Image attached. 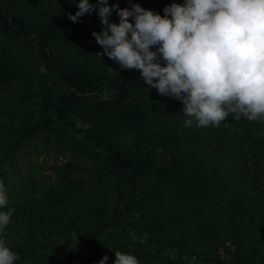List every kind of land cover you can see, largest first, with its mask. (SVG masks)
I'll use <instances>...</instances> for the list:
<instances>
[{
	"label": "trees",
	"instance_id": "1",
	"mask_svg": "<svg viewBox=\"0 0 264 264\" xmlns=\"http://www.w3.org/2000/svg\"><path fill=\"white\" fill-rule=\"evenodd\" d=\"M78 2L0 0V211L14 210L0 238L19 255L14 264H99L105 255L114 264V251L140 264H264V122L229 115L219 127H185L191 137L184 126L168 132L158 119L173 106L156 104L140 71L104 60L99 47L100 62L72 52L68 14ZM184 2L108 0L161 16ZM81 17L102 30L97 11ZM110 18L119 22L115 10ZM37 140L83 164L55 163L53 184L25 193L11 175ZM82 167L97 181L89 191ZM56 236L73 249L44 250Z\"/></svg>",
	"mask_w": 264,
	"mask_h": 264
},
{
	"label": "clouds",
	"instance_id": "2",
	"mask_svg": "<svg viewBox=\"0 0 264 264\" xmlns=\"http://www.w3.org/2000/svg\"><path fill=\"white\" fill-rule=\"evenodd\" d=\"M76 6L68 14L72 22L98 12L103 27L92 36L104 49L100 55L140 71L150 88L181 101L186 127H219L229 115L264 122V0H185L165 7L163 16L135 3L120 8L79 0ZM113 10L118 23L109 21ZM7 205L0 181V209ZM13 211H0V236ZM114 252V264H140L134 255ZM19 258L0 238V264Z\"/></svg>",
	"mask_w": 264,
	"mask_h": 264
},
{
	"label": "rangeland",
	"instance_id": "3",
	"mask_svg": "<svg viewBox=\"0 0 264 264\" xmlns=\"http://www.w3.org/2000/svg\"><path fill=\"white\" fill-rule=\"evenodd\" d=\"M110 22L116 23L113 19H109ZM70 28L72 29V33L76 37L75 47L72 48V52L74 54L82 53V57L92 56V59L100 62L103 59H99L96 56V48L100 54L103 53L101 46L96 42L95 38L92 36V27L91 22L85 20L83 17H80L77 22H72L70 20ZM94 45H93V44ZM104 60L106 59L105 55H101ZM41 68L43 65H39ZM150 92H153L155 95L157 94L159 97V101L157 99L156 104H161L163 101L168 102V106H173V109L169 110V116H160L158 122L160 124L164 123L167 131L178 132V130H182L184 126V132L188 137L193 135V132L189 129L185 128L184 121L187 117L182 112V107L177 103L174 97L163 96L158 93L155 88L147 87ZM4 106L0 101V133L2 132V121L6 118V113L4 112ZM164 109H160L159 113H161ZM155 118L158 115H154ZM162 119V121L160 120ZM183 133V132H182ZM187 136H183L184 138H188ZM203 141L207 142V138L203 139ZM67 160H73L80 164H83V161L76 156L66 152L61 149L56 143L53 141L48 144L44 140H37L34 143L26 146L23 151L19 153L16 169L13 171L11 175V181L17 186V190L23 191L25 193H35L41 194L43 188L53 184V171L51 166L55 163L64 162ZM84 168V167H82ZM77 175L81 176L86 181V191L90 190V187L93 186L96 178L93 177L91 171L87 169H82L81 172L77 173ZM84 198V195H83ZM85 202V198L82 200ZM46 245L44 246V250L46 251H55L61 252L64 250H71L74 247V244L71 240L64 237H52L51 239L46 241Z\"/></svg>",
	"mask_w": 264,
	"mask_h": 264
}]
</instances>
